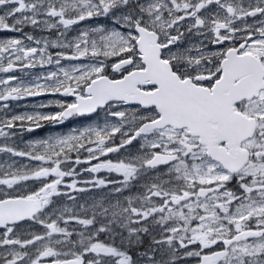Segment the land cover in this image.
Instances as JSON below:
<instances>
[{"label":"snow or ice","instance_id":"snow-or-ice-1","mask_svg":"<svg viewBox=\"0 0 264 264\" xmlns=\"http://www.w3.org/2000/svg\"><path fill=\"white\" fill-rule=\"evenodd\" d=\"M0 264H264V0H0Z\"/></svg>","mask_w":264,"mask_h":264}]
</instances>
